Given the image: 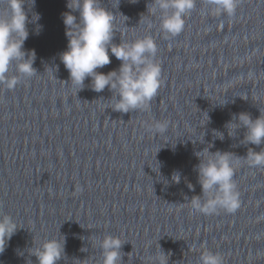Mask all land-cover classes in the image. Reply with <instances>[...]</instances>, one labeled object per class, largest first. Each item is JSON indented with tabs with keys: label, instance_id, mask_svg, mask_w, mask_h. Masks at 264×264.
<instances>
[{
	"label": "water",
	"instance_id": "1",
	"mask_svg": "<svg viewBox=\"0 0 264 264\" xmlns=\"http://www.w3.org/2000/svg\"><path fill=\"white\" fill-rule=\"evenodd\" d=\"M66 4L36 0L29 19L39 13L43 27L37 35L30 23L24 43L35 51L36 74L12 90L0 85V216L21 227L0 264H38L31 249L64 237L58 264H102L98 241L108 235L125 243L123 264H155L161 249L168 264H200L206 252L223 264H264V167L236 163L235 213L204 215L188 203L202 195L195 153L246 157L249 148L264 150L243 141L246 129L229 137L224 127L234 114L264 115V0H238L231 17L195 0L173 38L161 32L159 12L147 14L152 0H120L118 8L116 0H101L115 15L114 44L151 36L157 45V96L129 113L113 111L112 92L91 90L90 78L80 91L70 82L60 61ZM5 9L0 3V16ZM109 55L111 63L97 71L119 69ZM8 75H17L14 65ZM177 171L179 184L171 179Z\"/></svg>",
	"mask_w": 264,
	"mask_h": 264
},
{
	"label": "clouds",
	"instance_id": "2",
	"mask_svg": "<svg viewBox=\"0 0 264 264\" xmlns=\"http://www.w3.org/2000/svg\"><path fill=\"white\" fill-rule=\"evenodd\" d=\"M0 3H6V15L0 16V85L12 90L20 83L21 77L36 74L33 67L35 51H25L24 43L29 37L30 23L36 25L37 35L43 26L38 25L41 19L39 13L32 12L29 19V12L35 7L36 0H30L31 8L29 0H0ZM129 3L136 4L138 0H129ZM207 3L215 15L226 14L229 17L235 14L238 7V0H207ZM119 4L120 0H116V8ZM66 7L70 11L62 13V20L68 44L67 50L60 54V61L69 73L70 82L78 86L79 91L89 78V87L96 93L107 88L113 94L110 100L111 109L115 112L129 113L149 107L161 86L162 73L161 66L155 61L157 45L154 39L146 36L131 43L114 44L115 15L102 6L101 0H67ZM194 7L195 0H152V7L147 5V14L159 12L161 32L165 38H173L182 33L185 17ZM73 12H78V17ZM109 53L121 62L119 69L107 74L97 71L111 63ZM13 65L17 75L10 77L8 73ZM224 127L232 130L228 132L229 137L242 127L246 129L243 138L246 144H264L262 114L255 120L248 113L234 114ZM166 128V123L156 125L159 132L166 131ZM218 133V139L222 141L224 134ZM204 152L205 149L198 153ZM198 153L195 155L200 162L195 170L202 195L191 198L188 202L191 208L204 215H213L221 209L235 213L240 207L239 192L234 181L236 163L244 159L250 167H264V150L256 152L249 148L246 157H238L231 152L213 153L209 149L203 158ZM171 179L179 184L180 172H175ZM188 187L193 189L191 184ZM20 228L11 216H0V254ZM98 243L103 256L102 264H123L121 249L125 243L120 238L108 235ZM65 244V237L63 242L58 238L48 239L40 247L31 249V256L36 257L38 264H58L65 255ZM167 257L161 249L155 264H168ZM200 264H223V260L218 254L206 252L201 255Z\"/></svg>",
	"mask_w": 264,
	"mask_h": 264
}]
</instances>
